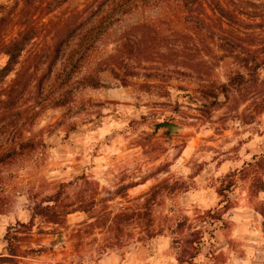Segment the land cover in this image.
<instances>
[{
	"label": "rangeland",
	"instance_id": "374dc122",
	"mask_svg": "<svg viewBox=\"0 0 264 264\" xmlns=\"http://www.w3.org/2000/svg\"><path fill=\"white\" fill-rule=\"evenodd\" d=\"M89 1L69 0L47 14L50 0H29L27 6L0 0L7 11L14 9L11 22L0 27V69L7 62L5 42L30 25L39 31L0 85V115L11 124L0 138V155L20 134L34 145L0 163V256L8 255L7 239L16 234L21 257L13 264H264V72L230 90L229 99L218 91L243 72L242 58L257 57L264 48V0H218L237 14L236 24L201 0V17L210 25L202 30L173 4L141 8L104 36L82 71L108 65L123 39L138 41L146 54L150 48L157 54L127 78L129 87L105 68L99 73L102 88L75 91L63 108L38 107L34 81L22 92L16 74H31L35 67L46 73L55 37L78 29V11ZM178 40L193 71L149 78L162 75ZM145 83L155 87L144 91ZM161 122L184 129L169 136L166 129L154 130ZM60 184L67 185L62 206L75 212L59 226L37 217L31 230L21 227ZM158 185L152 219L160 235L146 238L134 224L113 232L100 224L136 209ZM218 211L221 221L212 216ZM112 238L114 245L102 253Z\"/></svg>",
	"mask_w": 264,
	"mask_h": 264
},
{
	"label": "trees",
	"instance_id": "16d2710c",
	"mask_svg": "<svg viewBox=\"0 0 264 264\" xmlns=\"http://www.w3.org/2000/svg\"><path fill=\"white\" fill-rule=\"evenodd\" d=\"M68 1L69 0H50L46 8L47 14L53 13ZM19 2L27 6L29 0H19ZM209 2L212 4L219 17L228 24H236L239 21L237 14L228 10L218 0H210ZM164 4H173L177 8L178 13L184 15L185 21L191 23L197 30L209 28L210 25L201 17V0L89 1L83 6L82 10L78 11V29L71 31L65 37L62 36L60 38L61 34L55 37L53 59L46 68V73L40 75L41 72L39 70L41 67H35L31 74L27 69H22L16 74V78L19 82L18 88H20V91L24 92L30 86V81H34L36 103L38 107L63 108L72 101L75 91L88 88H102L103 85L101 84L99 73L104 71L103 69L105 68L111 69L114 78L120 82L123 88L129 87L130 84L127 78L136 76L135 69L141 67L142 63L151 61L152 58L154 59V56L157 54V50L152 48H150L151 54H146L144 52L145 48L141 46L142 43L138 41L123 39L115 50L116 53L109 57L110 62L108 65H102L97 70L90 71L86 75H82V71L87 67L93 55L96 53L99 42L113 27L121 22L123 18L141 8L159 7ZM13 11L14 9L12 8L7 11L3 6H0V14L4 13V16L0 18V27L8 25L11 22ZM151 30L153 29L151 28ZM38 34V28L35 25H30L20 32L17 37L3 44L1 50L3 55L7 58V62L0 69V85L16 70L17 66L20 64L22 53ZM152 35L154 36L153 31ZM153 38L154 37L150 40V44L156 48ZM172 47L173 48H169V52L175 53L173 54L174 58L170 62L165 59V64H162V66H164L162 75L147 76V78L157 79V77H160V79H165L166 76L168 77L170 75L185 76L186 71L189 73L191 67L193 71V64L191 65L190 61L184 56L181 50L183 48L182 42L178 40ZM259 52L260 54L257 57L253 56L250 59L242 58L241 67L243 72L231 76L226 85L221 84L218 86V91L223 94L226 99H229L230 90H236V88L241 87L249 81L255 82L259 76L262 75V72H264V48ZM167 65H170L173 69H169L170 66ZM152 69L156 70V68ZM121 72L122 75L119 74ZM25 75L28 76L27 80H23V76ZM37 75L40 77L36 78ZM77 75H81L78 77V80L76 78ZM262 77L264 80V74ZM140 87L144 89V91H147L155 86L154 84L145 83ZM262 102H264V100H262ZM2 118L3 115H0V138L8 134L11 127V124H5ZM30 121L28 124H32ZM13 139L9 149L0 155V163L14 158L24 151L25 148L34 147L33 143L31 144L22 134H20V136H14ZM248 167H251V165L248 164ZM230 187L231 185L229 188ZM66 188V184H60L57 186L54 194L46 196L40 202L36 203L32 209L33 213L30 222L27 225L20 224V226L24 228L28 227L30 228L29 230H31L34 220L37 217L43 219L46 224L56 226L62 224L67 215L75 212V210H71L72 206H62L65 199ZM168 189L170 190V187ZM160 190L161 185L156 186L140 198V200H143V203L139 204L136 209L123 210L111 218L102 219L100 224L111 232H113L114 229H119L122 224H134L136 227L140 228L142 231L141 233L144 234L146 238H155L160 235L161 232L153 229L152 207L155 205V201L161 192ZM223 193L224 190H221L218 195L222 196ZM78 211L88 213V211L84 210L82 207H78ZM221 214L222 211H218L213 213L212 216L216 221H221ZM96 222L98 221L96 220ZM178 227H180V224H177L174 229L171 228L172 235ZM58 237L56 243L61 240L60 235ZM7 240L8 244H10L8 255L6 257L0 256V264H13L17 258L21 257V252L19 250L20 241H18L16 234H13L11 239ZM114 240L115 238L107 240L106 245H104L100 251L103 253L108 250V246L114 245L112 243ZM199 240L200 238L192 242L194 251L196 247H198ZM13 241L16 243L15 246H13Z\"/></svg>",
	"mask_w": 264,
	"mask_h": 264
},
{
	"label": "water",
	"instance_id": "95a60500",
	"mask_svg": "<svg viewBox=\"0 0 264 264\" xmlns=\"http://www.w3.org/2000/svg\"><path fill=\"white\" fill-rule=\"evenodd\" d=\"M153 128L155 131H158L159 129H166V134L167 135H176L178 134L181 130L184 129L183 126L170 123V122H161V123H156L153 125Z\"/></svg>",
	"mask_w": 264,
	"mask_h": 264
}]
</instances>
